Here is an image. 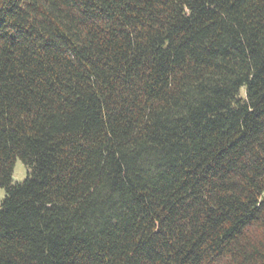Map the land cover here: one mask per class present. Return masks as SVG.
I'll return each instance as SVG.
<instances>
[{
  "label": "trees",
  "instance_id": "trees-1",
  "mask_svg": "<svg viewBox=\"0 0 264 264\" xmlns=\"http://www.w3.org/2000/svg\"><path fill=\"white\" fill-rule=\"evenodd\" d=\"M0 188V264H264V0H0Z\"/></svg>",
  "mask_w": 264,
  "mask_h": 264
},
{
  "label": "rangeland",
  "instance_id": "rangeland-1",
  "mask_svg": "<svg viewBox=\"0 0 264 264\" xmlns=\"http://www.w3.org/2000/svg\"><path fill=\"white\" fill-rule=\"evenodd\" d=\"M12 172V183L14 184L22 182L27 175L26 168L20 160H16ZM4 195V189L0 188V203Z\"/></svg>",
  "mask_w": 264,
  "mask_h": 264
}]
</instances>
